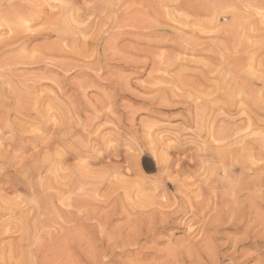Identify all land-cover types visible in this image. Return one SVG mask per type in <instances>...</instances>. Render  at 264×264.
Here are the masks:
<instances>
[{"label":"rangeland","instance_id":"1","mask_svg":"<svg viewBox=\"0 0 264 264\" xmlns=\"http://www.w3.org/2000/svg\"><path fill=\"white\" fill-rule=\"evenodd\" d=\"M2 1L0 13L4 15L10 12L13 3L21 7L34 4L32 8L34 6L39 12L30 17L34 21L26 27L20 25L15 33L9 24L0 26V173L5 171L0 176V264H264V172L261 170L264 167V123L261 125L264 111L256 113L248 105V99L255 98L264 105V80L261 83L256 80L264 72V49L255 60L259 59V68L257 63V67L251 65L258 73L262 72L258 76L257 70L252 68L256 74L248 73L251 66L247 67L244 62L238 63L235 69L233 65L237 64L230 58L235 57L236 50L240 57L246 55L244 49L260 46H254L252 43L258 40H251V37L248 38L249 43L253 41L250 47L249 43L242 42L246 38L242 33H247L251 27L249 35L259 36L261 25L257 22L254 25L250 20L256 17L259 21V16L264 15V0H220L223 5H217V0H204L205 4L202 0L198 4L204 7L203 11L211 7L206 5L211 1L214 8H221L218 11L222 16L217 15L216 9L209 8L213 14L211 12L208 18L203 17L204 12L200 13L202 9L195 3L198 0L191 4L200 8L197 14L201 16H193L187 10L188 15H185V6L175 8L180 0ZM253 3H258L259 8ZM247 12H254L255 16L251 18L248 14L249 24L245 31L248 20L243 17ZM256 12L260 14L256 16ZM212 15L218 17L217 23L210 22ZM232 15L238 17L237 24L243 26L242 29L240 25L241 30L236 24L232 26L233 30L237 29L234 35L237 38L238 32L244 39L238 36L232 41L234 35L229 28L232 22L236 23ZM198 16L201 18L197 20ZM205 22L208 26L203 25ZM211 27L219 39H213L212 31H206L208 35L199 33ZM219 28L226 30L225 34H219ZM262 28L264 32V26ZM222 34L225 36L221 39ZM224 57L233 65L224 63L229 61ZM237 83L243 88L241 91L250 90L244 93L245 97L242 93L243 96L234 94L236 101L230 106L224 94L237 93ZM207 105L212 108H206ZM195 106L199 110L201 107L206 111L214 110L207 112L213 118L208 117V122L202 123L205 127L201 124L203 135L199 140L194 137L199 128L191 123V120L196 121ZM192 114L194 119H190ZM249 116L250 122H257L258 126L247 121ZM186 117L189 118L187 125ZM206 124H214L213 130ZM208 127L217 133L221 129L228 132L226 128H229L235 135L229 134V130L228 139L217 137L216 140L215 136H210ZM210 140L215 141L211 143ZM207 141L214 147L218 145L221 151L228 149L233 154H229L228 159L233 156L230 162L236 165L222 168L214 161L216 157L200 158L205 153L204 148L209 152L218 150L217 146L211 149ZM208 145L211 147L207 148ZM54 155L65 161L43 163L45 159H54ZM40 163L45 165L43 173L41 171L36 180L25 181L24 185L30 186L23 188L22 185L15 192L7 190L14 181L9 179L12 175L19 179L31 165L39 166ZM259 164L262 176L260 170H256ZM48 166H53V170ZM162 166H168L164 168L165 174L159 171ZM45 169H50L48 173L52 174ZM230 169L238 171L233 175L235 172ZM239 170L243 171L244 179ZM159 177L165 178L166 186L161 185ZM72 178V181L80 179L83 183L78 181L74 185ZM250 179L261 183L257 182L255 187ZM19 180L23 184L24 179ZM240 180L242 183L247 180L245 188ZM84 181H94L93 186H87L90 182ZM97 181H101V186L95 183ZM44 182L50 183L48 188ZM35 183L41 184L40 188ZM94 183L97 186L94 187ZM68 186L73 189L77 186L79 191ZM60 188L64 194L69 188L72 192L66 191V194H71H67L70 197ZM55 191L63 197L58 193L59 198L53 197ZM50 193L56 200L51 198V201ZM236 193L239 195L235 197ZM73 198H78V202L74 199V203ZM17 200L24 202L18 204ZM38 201L39 205L47 203L40 207L35 204ZM67 201L75 204L74 207L70 203L67 205ZM32 204L35 207H31ZM189 205L194 206L192 210L197 218L192 217ZM235 208L240 213L236 229L228 224L229 218L226 220L229 212L223 213L226 210L234 212ZM26 211L31 214L24 216L37 211L38 215L32 216L36 219L20 215ZM31 219L38 220L37 225L34 222L31 225L35 233L33 231L27 240L19 242L21 229L18 227L24 222L29 227ZM18 246L28 247L35 255L29 253L31 259L22 260Z\"/></svg>","mask_w":264,"mask_h":264},{"label":"bare ground","instance_id":"2","mask_svg":"<svg viewBox=\"0 0 264 264\" xmlns=\"http://www.w3.org/2000/svg\"><path fill=\"white\" fill-rule=\"evenodd\" d=\"M1 1H2V0H0V2H1ZM180 1L182 2V0H180ZM183 1H184V2H182V3H184V4H182L181 2H179V3H177L178 6H179L180 4H182V5H180L179 7H178V6H175V8H183V6H185V7L183 8V9L185 10V12H186V13L184 12L185 15H186V14L188 15L187 11H188V12H189V11L192 12V15H193V16H195L194 14L199 15L200 13H203V12H204V16H203V17L208 18V17H209V14H210L212 11H215V9H216V8H214L215 5H214V7L211 5V4H212V1H211V4H210V5H209V3L206 4V5H208V6H211V7H208V6L204 5V4H205V1L203 0V1H204V4H203V5L205 6V8L208 7V8H207L208 10L205 9L206 11L209 12V8H210V9H211V8H214V10L212 9V11L208 13V16H205V14H206L207 12H206V11H203V10H204V9H203L204 7H201V4H198V3H201L200 1H202V0H198L199 2H198V1L195 2V3H197L196 5H197L198 7H201V9H202V10H201L202 12L200 11L199 14H197V12H199L198 9H200V8L196 9V8L194 7V5L191 4V2L194 3V2H193L194 0H183ZM217 1H219V3H218L217 5H219V4H222V5H223V3H220V2H222V1H220V0H217ZM4 2H5V1H4ZM223 2H224V1H223ZM2 3H3V1H2ZM12 3H13V2H12ZM195 3H194V4H195ZM206 3H207V2H206ZM214 3L216 4V1H214ZM226 3H227V2H226ZM254 3H255V2H254ZM254 3H253V4H254ZM10 4H11V3H10ZM10 4H9V5H10ZM227 4H229V3H227ZM249 4H250V3H249ZM9 5H8V6H9ZM32 5H34V4H32ZM32 5H31V7L28 6V5H27V7H24V6L21 7V6H19V5L13 3L12 5H10V6H11V8H10L11 10H10L9 13H7L6 15H4V13H3V14L0 13V15L2 14V15L0 16V26H1L2 24H5V25H6V24H7V25L9 24V26L11 27V29L14 31V32L12 31L13 33H15V30H16L20 25H21V26L23 25V26L26 27V24H27V23H29V22H31V21H34V19H32V18H30V17H31L32 15H34L35 13H38V12H39V9H36V8L34 7L35 5H34L33 8H32ZM196 5H195V6H196ZM199 5H200V6H199ZM203 5H202V6H203ZM247 5H248V4H247ZM251 5H252V4H251ZM255 5H256V7H257V6H258V3H257V4H254V6H255ZM8 6H7V7H8ZM225 6H226V5H224L223 7H225ZM230 6H232V5H230ZM248 6H249V5H248ZM37 7H38V6H37ZM217 7H219V6H217ZM227 7H229V6H227ZM254 8H255V7H254ZM258 8H259V6L257 7V9H258ZM218 9H221V8L219 7ZM218 9H216L215 12H217V15H218V13H219V15H221L220 12L218 11ZM225 9H227V8H225ZM247 9H248V8H247ZM37 10H38V11H37ZM177 10H178V9H177ZM184 10H183V11H184ZM186 10H187V11H186ZM180 11H181V10H180ZM257 11H259V10H257ZM0 12H2V11H0ZM181 12H182V11H181ZM205 12H206V13H205ZM228 13H229V12H228ZM228 13H227V14H228ZM235 13H236V12H235ZM235 13H234V14H235ZM253 13H254V12H253ZM253 13H250V14H249V13L247 12L246 15H245L246 17H243V18H244V19L247 18L248 14H249V16L252 18L253 15H254ZM212 14H213V12H212ZM215 14H216V13H215ZM215 14H214V15H215ZM222 14H223V11H222ZM251 14H252V15H251ZM255 14H257L256 16H258V14H260V13L256 12ZM201 15H202V14H200L199 16H201ZM214 15H212V16L215 17L216 15H215V16H214ZM223 15H224V14H223ZM183 16H184V14H183ZM199 16L197 17V20L201 18V17H199ZM212 16H211V17H212ZM221 16H222V15H221ZM232 16H233V15H232ZM232 16H231V17H232ZM254 16H255V15H254ZM32 17H33V16H32ZM185 17H186V16H185ZM187 17H188V16H187ZM189 17H190V15H189ZM191 17H192V16H191ZM211 17H210V18H211ZM213 17L211 18L210 22H211V21H214V23H215V22L217 23V20H218V19H216V18H218V17H215L214 20H213ZM219 17H220V16H219ZM224 17H225V16H224ZM228 17H229V16H228ZM233 17H235V16H233ZM220 18H221V17H220ZM225 18H227V17H225ZM251 18H249V19H251ZM259 18H260V19H259ZM259 18H258L259 21H257V18H256V17L252 18V19H254V20H252V19L250 20V21H254V22H255V23L252 22L254 25L256 24V22H257V24H258L259 26L261 25V27L258 29L259 31L257 30V31L259 32V34H258L259 36L256 37V35H255V36H254V35H253V36H250V35H252V34L249 35V32H252V30H250L251 27L248 28L249 30H247V28H245V27L247 26V23L249 24V20H248V18H247L248 21L246 22V25H244L245 31L247 30V33H245V32L242 33V35L245 36L246 38H245V39H244L243 37L241 38L238 32H237V34H238V36H239L240 39H244V41H242V42H245V44H246V42L249 43L248 41L252 38L251 40H255V39L258 40V43H252L253 41H250V43L255 44L254 46H257L256 44H260V46H258L257 48H256V47L253 48V47H250V43H249V44H248L249 47H250L249 50H247L248 48L245 50V49H244V46H243L244 51H246V52H245L246 55L243 54L242 51H240V53L244 55V56H240V55H239L240 57H238V54H236V53H237V50H236L237 48L235 49V47L233 46L234 49L236 50V51L234 50V51L236 52V53H235V57H233L234 55L230 54L232 51H231L230 53H228V55H232V57H230V58H232V62H233L234 64L236 63L237 65H233L229 58H228L229 61H226V62L224 61V63H227V65H228V64L231 62L230 64L233 65V67L235 66L234 68L236 69V68H237L236 66H238L239 64H243V62L247 65V67H248L249 65H250V66L253 65V64L255 65V64L258 62L259 59H257V62H256L255 60H256L257 57H259L258 55H261V54H262L261 51H263L262 49H264V32L262 31V29H263L262 26H264V15L261 14V15L259 16ZM192 19H193V18H192ZM229 19H230V18H229ZM232 19H233V20H232ZM232 19H230V20L236 22L237 19H238V17H237V19H236V17H235L236 20H235L234 18H232ZM255 19H256V21H255ZM194 20L196 21V17H195ZM230 20H229V21H230ZM232 21H231V22H232ZM241 21L243 22L244 20L241 19ZM3 22H6V23H3ZM7 22H10V23H7ZM210 22H209V19H208V23H210ZM238 22H240V21H238ZM208 23L205 22V24L203 23V25H206V24H207L206 26H208ZM229 23H230V22H229ZM232 23H233V24H232V25L230 24L231 26H230L229 29H232V28L234 27L235 24L238 25L237 22H236V23L232 22ZM244 23H245V22H244ZM211 24H212L214 27H213ZM211 24H210L209 26H212L214 29L217 28V26H215L216 24H213V22H212ZM257 24H256V25H257ZM7 25H6V26H7ZM185 25H186V24H185ZM240 25L242 26V23H240V24L238 25L239 28H240V30H241V26H240ZM250 25H251V24H250ZM232 26H233V27H232ZM1 27H2V26H1ZM212 27H211V29H208V30H204V29H202V31H200L199 33H201V32H202V33H205L206 31L209 33L210 31H212V29H213ZM215 27H216V28H215ZM228 27H229V26H228ZM237 28H238V27H237ZM255 28H257V26H256ZM214 29H213V31H214ZM229 29H228V30H229ZM242 29H243V26H242ZM199 30H201V29H199ZM216 30H217V29H216ZM235 30H237V29H234V30L232 29L233 33H231V35H232V34L234 35ZM260 30H261V31H260ZM203 31H204V32H203ZM213 31H212V33L215 34L216 31H215V32H213ZM219 31H220V32H219ZM225 31H226V30L222 31L220 28L218 29V33H219V34H220L221 32L224 33ZM257 31H256V32H257ZM242 32H243V30H242ZM260 32H262L263 35H262V33L260 34ZM199 33H198V34H199ZM212 33H210V34H212ZM216 33H217V32H216ZM228 33H230V32L228 31ZM192 34H194V32H193ZM198 34H197V35H198ZM214 34L211 35V37H213ZM224 34H225V33H224ZM226 34H227V33H226ZM253 34H254V33H253ZM203 35H204V34H203ZM203 35L201 34L200 36H203ZM205 35H208V34L205 33ZM216 35L218 36V34H215V36H216ZM227 35H228V34H227ZM229 35H230V34H229ZM215 36L213 37V39L218 38L217 36H216V37H215ZM221 36H222V37H221ZM221 36H219V37H221V39H222L225 35L222 34ZM235 36H236V35L232 36V37H234L233 39H232V37H231L232 41H234V39L236 38ZM238 36H237L236 39H238ZM192 37H193V35H192ZM211 37H210V38H211ZM226 37H228V36H226ZM226 37H225V38H226ZM250 37H251V38H250ZM253 37H254V38H253ZM201 38H202V37H201ZM201 38H199V39H201ZM208 38H209V37H208ZM248 38H250V39H248ZM191 39H192V38H191ZM197 39H198V38H197ZM218 39H219V38H218ZM227 39H228V38H227ZM229 39H230V37H229ZM246 39H248V40H246ZM224 40H225V39H224ZM245 40H246V41H245ZM198 41H200V40H198ZM227 41H228V40H227ZM236 41H238V40H236ZM194 42H195V41H194ZM239 43H240V41H239ZM233 44H234V43H233ZM240 44H241V43H240ZM245 44H244V45H245ZM215 45H216V44H215ZM234 45H236V44H234ZM248 45H245V48L248 47ZM201 46H202V45H201ZM205 46H206V45H205ZM251 46H252V45H251ZM211 48H212V47H211ZM240 48H241V47H240ZM240 48H238V50H239ZM252 48H253V49H252ZM226 50H228V49H226ZM241 50H242V49H241ZM220 54H221V53H220ZM223 55H224V53H223ZM226 55H227V54H226ZM228 55H227V56H228ZM236 55H237V56H236ZM263 55H264V54H263ZM158 56H159V55H158ZM163 56H164V55H163ZM163 56H162V57H163ZM227 56H225V57H227ZM160 57H161V56H160ZM221 57H222V56H221ZM221 57H219V58L222 60L223 57H222V58H221ZM225 57H224V59H227V58H225ZM159 59H160V58H159ZM162 59H163V58H162ZM224 59H223V60H224ZM228 59H227V60H228ZM260 59H261V58H260ZM161 61H163V60H161ZM261 61H262V60H261ZM159 62H160V61H159ZM222 62H223V61H222ZM228 62H229V63H228ZM262 62H263V61H262ZM262 62H261V63H262ZM224 63H223V64H224ZM238 63H239V64H238ZM259 65H260V62H259ZM262 65H263V64H262ZM255 66H256V65H255ZM257 66H258V63H257ZM257 66H256V67H257ZM260 66H261V65H260ZM231 67H232V66H231ZM241 67H242V66H241ZM241 67H240V68H241ZM249 68H250V69H249V72H248V73H250V74L254 73V75H255V74H256V71H253V72H252V70H257V69L253 68L252 66L249 67ZM251 68H252V70H251ZM258 68H259V66H258ZM232 69H233V68H232ZM232 69L230 68V70H232ZM228 70H229V69H228ZM230 70H229L228 72H230ZM232 72L234 73L235 71H232ZM232 72H231V73H232ZM251 72H252V73H251ZM260 73H262V72L259 71V73H258V70H257V76H258V74H260ZM250 74H249V76H251L250 78H252V75H250ZM263 74H264V72H263ZM263 74H262V75L260 74V75H259V78L256 79V80H259L260 83H261L262 80H264V79H263V78H264V75H263ZM261 76H263V78H260ZM250 80H251V79H250ZM250 80H249V81H250ZM252 80H253V79H252ZM253 82H254V81H253ZM253 82H252V84H254ZM257 82H258V81H257ZM246 83H248V86L251 87V89L253 88L252 85L250 86L251 81H250V83H249V82H246ZM255 83H256V82H255ZM263 83H264V82H263ZM228 84H229V83H228ZM233 84H234V83H233ZM237 84H238V83H237ZM241 84H242V83H241ZM243 84H245V83L243 82ZM263 85H264V84H263ZM233 86H234V85H232V87L228 90L229 92H231L230 90L233 88ZM236 86L238 87V88L236 87V89H238V90H237V93H236V92L233 93V94H232V93H227V95H226V93L224 94L225 97H226V99L228 100V103L230 104V106H231L232 104H235V102H234V100H235V99H234V94H235V95H238V96H239V95H241V96L244 95L243 97H245V94H244V93L247 92L248 90H250V89L247 88V91H246L245 88H244V90H243L244 92H243V91H241V88H242V87L239 88V86H240L239 84L236 85ZM241 86H242V85H241ZM245 86L248 87L247 85H245ZM245 86H244V87H245ZM226 87H229V86H226ZM226 87H225V90H226ZM242 89H243V88H242ZM239 90H240L241 92H240ZM226 91H227V90H226ZM228 91H227V92H228ZM232 91H233V90H232ZM253 91H254L255 93H258V92H256V89H254ZM257 91H258V90H257ZM238 92H240V94H239ZM249 92H250V91H249ZM254 92H252V93H254ZM241 93H242L243 95H242ZM255 93H254V94H255ZM254 94H253V95H254ZM220 95L222 96L223 93L220 94ZM232 95H233V96H232ZM247 95H248V96H246V97H249L250 94H247ZM257 95H259V93H258ZM221 96H220V97H221ZM255 96H256V95H255ZM255 96H254V97H255ZM256 97H257V96H256ZM218 98H219V97H218ZM222 98H223V97H222ZM222 98H221V99H222ZM239 98H240V97H239ZM250 98H252V97H250ZM257 98H258V97H257ZM242 99H243V98H242ZM249 100H250V101H249ZM235 101H236V100H235ZM248 101H249V102H248L249 107L251 106V109H252L253 111H255L256 113H261L262 111H264V105H263V103H262V106H261L260 101L257 100L256 98H255V100H254V99H253V100L248 99ZM198 105H199V104H198ZM214 105H215V104H214ZM214 105H213V106H214ZM200 106H201V105H199V107H200ZM204 106H205V105H204ZM208 106H209V105H207L206 108H208ZM215 106H216V105H215ZM222 106H223V105H221L220 107H222ZM230 106H229V107H230ZM195 107H196L197 111H199V112H195V111H196V109H195L194 113H196V115H195V117H196V121H192V120H191V123L194 122L193 124H194L197 128H199V129L196 130L197 132H195V136H194L195 139L199 140V138H202V137H201V134L203 135V133L200 131V130H201V129H200V128H201V124L204 123L205 121L208 122V120H209V118L211 117V115H207V112H209L210 110H209V111H208V110H207V111H206V110H202L203 107H201V110H199V107H198V108H197V106H195ZM216 107H217V106H216ZM216 107H215V108H216ZM229 107H227V108L229 109ZM206 108H205V109H206ZM211 108H212V107H211ZM211 108L209 107L208 109H211ZM228 109H227V111H228ZM224 110H225V107H224ZM205 111H206V112H205ZM213 111H214V110L212 109V111H210V113L213 112ZM204 112L206 113V115H203ZM223 112H225V111H223ZM210 113H209V114H210ZM212 114H213V113H212ZM189 115H190V114H189ZM221 115H222V114H221ZM221 115H220V116H221ZM209 116H210V117H209ZM212 116H213V115H212ZM216 116H217V115H215V118H216ZM189 117H190V116H189ZM191 117H192V118H191ZM191 117H190V119H194L193 114H192ZM208 117H209V118H208ZM217 117H218V116H217ZM212 118H213V117H212ZM212 118H210V119H212ZM250 119H251L250 116L247 117V121L250 122V121H251ZM213 120L215 121L216 119H213ZM200 121H201V123H199ZM210 121H211V120H210ZM252 121H253V120H252ZM255 121H256V120H255ZM258 121H259V119H258ZM207 122H206V123H207ZM249 122H248V123H249ZM183 123H184V121H183ZM185 123H186V125L189 123V118H188V117L185 118ZM210 123H211V122H210ZM212 123H213V121H212ZM214 123H216V122H214ZM246 123H247V122H246ZM248 123H247V124H248ZM250 123L252 124V122H250ZM250 123H249V125H251ZM254 123H255L256 126H258V125L256 124L257 122H253V124H254ZM259 123H261V121H260ZM263 123H264V120H262L261 125H262ZM204 124H205V123H204ZM253 124H252V125H253ZM191 125H192V124H191ZM202 125H203V124H202ZM206 125H207V126H210L211 124H210V125L206 124ZM213 125H214V124H213ZM213 125H211V127H212ZM249 125H248V126H249ZM240 126H241V125H240ZM203 127H205V126L203 125ZM213 127H214V126H213ZM213 127H212V130H213ZM206 128H207V127H206ZM202 129H203V128H202ZM210 129H211V128L208 127V130H210ZM226 129H228V132H229V130H230V133H229V134L232 133V134L235 135V133L231 132V129H229V128H226ZM208 130H207V131H208ZM235 130H236V129H235ZM235 130L233 129L232 131H235ZM204 131H205V128H204ZM211 132H214V134L211 135ZM228 132H227V130H225V129H221V130H219L218 133H217L216 131H211V130H210V133H209V134H210L211 137H214V136H215V137H216V140H217V137H218V139H219V138H222V140H224V139L226 140V138H227V139L229 138V137H228ZM68 133H69V132H68ZM232 134H231V135H232ZM147 136H148V135H147ZM207 138H209V137H207ZM209 139H210V138H209ZM212 139H213V138H212ZM214 139H215V138H214ZM205 140H206V139H205ZM205 140H204V142H205ZM137 141H138V140H137ZM214 141H215V140H210L211 143H213ZM243 141H244V140H243ZM243 141H242V142H243ZM149 142H150V141H149ZM207 142H209V141H207ZM210 142H209V144H210ZM138 143H139V142H138ZM150 143H151V142H150ZM202 144H203V141H202ZM236 144H237V143H236ZM236 144H235V145H236ZM239 144H241V143L239 142ZM243 144H244V143H242V145H243ZM137 145H139V144H137ZM210 145H211V144H210ZM210 145H208L207 148H209V147L212 146V145H211V146H210ZM222 145H224V144H222ZM225 145H226V144H225ZM229 145H230V144H229ZM235 145H234V146H235ZM248 145H249V144H248ZM216 146H217V147H216ZM216 146H215V147L218 149V145H216ZM227 146H228V144H227ZM240 146H241V145H240ZM250 146H251V145H250ZM250 146H248V147H250ZM140 147H141V146H140ZM204 147H205V146H204ZM215 147L212 146L211 149H215ZM229 147H230V146H229ZM246 147H247V145H246ZM236 148H237V147H236ZM243 148H244V147L242 146V149H243ZM223 149H224V148H223ZM251 149H253V148H250V150H251ZM209 150H210V149H209ZM225 150H226V149H225ZM227 150H228V149H227ZM227 150H226V151H223V150L221 151V150H219V149H218V150L215 149V151L211 150V151L209 152L208 150H206V149L204 148L205 153H203V155H200L199 157L202 158V159L207 158V160H208V158H210V159H211V158L215 159L214 157H216V160H214V161H215V162L217 161V164L220 165L222 168H223V167H226L227 165L231 168V167H233L234 165H236V163H234V165H232V163H231V162H232V161H231L232 159H231V158H232L233 156L230 158L231 160L228 159V158H229V154H230L229 152H230V151H229V150L227 151ZM238 150H239V149H238ZM248 150H249V149H248ZM177 151H181V149H180V148H177ZM212 151H213V152H212ZM202 152H203V151H202ZM231 155H233V154H230V156H231ZM68 156H69V155H68ZM45 157H46V156H45ZM45 157H44V158H45ZM49 157H51V156H49ZM56 157H57V156H56ZM56 157H55V155H54V159H53V157H52V159H50V158H49V159H45V161H44L43 163H46V162L48 163V161L51 160V162L53 161V162H56V163H57V161H58V162L61 164V161H63V160L65 161V159L61 158V159H63V160H61L60 158L58 159V157H57L58 160H56V159H55ZM70 157H72V156L70 155ZM199 157H198V158H199ZM67 158H68V157H67ZM155 158H156V157H155ZM235 158H236V157H235ZM238 158H241V157H238ZM153 159H154V158H153ZM60 160H61V161H60ZM154 160H156V159H154ZM228 160H229V162L231 161L230 163L228 162L229 164L226 163V161H228ZM236 160H237V158H236ZM241 160H242V159H241ZM241 160H240V161H241ZM205 161H206V160H204L203 162H205ZM209 161H210V163H211V160H209ZM209 161H208V162H209ZM234 161H235V160H234ZM51 162H50L49 164H51ZM41 163H42V162H41ZM41 163H40L39 166L34 165V164H33V166L31 165V168L29 169V171L27 170V172H26V170H25L26 174H24V173H25V172H24V173H23V174H24L23 177H22V176L19 177V179H20V178L24 179V182L22 181L23 184H20V180H19L18 178H13L14 175H12V178H9V179H10V180L13 179V180H14V181H13L14 183H13V182H10L9 187H7V190H8V191L13 190L14 192H15V191H18V190L22 187V185H23V188H25V187H27V186L29 185V184H28V185L25 186L24 184H27L26 182H30V180H32V179H35V180H36V177H39V176H40L41 171H42L43 168L45 167V165H44V164H41ZM56 163H55V164H56ZM59 163H58V164H59ZM183 163H184V161H183ZM262 163H263V162H262ZM49 164H47V165H49ZM58 164H57V165H58ZM217 164H214V165H217ZM239 164H240V163H239ZM263 164H264V163H263ZM263 164H262V166H263ZM43 165H44V166H43ZM240 165H241V164H240ZM254 165H255V163H254ZM256 165H257V163H256ZM256 165H255V166H256ZM34 166H36V167H34ZM49 166H50V165H49ZM49 166H48V167H49ZM241 166H242V165H241ZM165 167H166V166H164V167L162 166L161 168L159 167V171L162 172V170H163V172H164V174H165V171H164V168H165ZM167 167H168V166H167ZM167 167H166V168H167ZM229 167H228V168H229ZM259 167H261L260 164L257 166V168H258V169H256L257 172H258V170H260ZM5 168H6V167H5ZM49 168H50V167H49ZM51 168H52V169H51ZM51 168H50V169L53 170L54 167L52 166ZM216 168H217V166L214 167V169H216ZM234 168H235V167H234ZM255 168H256V167H255ZM50 169H49L48 171H51ZM232 169H233V168H232ZM232 169H230V170H231V172L234 173L235 171H232ZM1 170H3V168H2ZM4 170H6V169H4ZM45 170H46V169H45ZM256 170H255V172H256ZM261 170L264 172V167H262ZM261 170H260V173H261ZM48 171L46 170L45 172L48 173ZM227 171L229 172V169H227ZM237 171H238V170H237ZM237 171H236L234 174H233V173H229V174H230V175H232V174L235 175V174L237 173ZM239 171H240V170H239ZM241 171H242V170H241ZM241 171H240V172H241ZM3 172L5 173V171H3ZM45 172H44V173H45ZM222 172H223V171H222ZM242 172H243V171H242ZM242 172L239 174L240 176H241V174H243ZM255 172H254V174H255ZM263 172H262L261 174H259V175L262 176ZM4 173H3V174L0 173V176L4 175ZM42 173H43V171H42ZM46 173H45V175H46ZM223 173H224V172H223ZM48 174H52V173L50 172V173H48ZM213 174H214V173H213ZM225 174L227 175V172H226ZM45 175H43V176H45ZM239 175H236V176L238 177ZM255 175H257V174H255ZM46 176H47V175H46ZM70 176H71V175H70ZM161 176H162V175H160V177H161ZM246 176H247V175H246ZM71 177H74V176H71ZM76 177H77V176H76ZM160 177H159V180H158V181H159L160 183H162L161 185H163V184L165 185V182H166V181H165V178H164V177H166V176L164 175V177H162V178H160ZM213 177H214V176H213ZM227 177H228V179L230 178L229 176H227ZM232 177H233V176H232ZM234 177H235V176H234ZM234 177H233V178H234ZM254 177H256V176H254ZM258 177H259V176H257V178H258ZM263 177H264V176H263ZM47 178H48V177H47ZM55 178H56V177H55ZM78 178H80V176H79ZM241 178L244 179V175H242ZM241 178H240V179H241ZM259 178H260V180H261V177H259ZM259 178H258V179H259ZM9 179H8V180H9ZM38 179H39V178H38ZM38 179H37V181H38ZM40 179H41V178H40ZM225 179H226V178H225ZM235 179H236V178H235ZM237 179H238V178H237ZM245 179H246V177H245ZM247 179H248V177H247ZM10 180H9V181H10ZM15 180H16V181H15ZM46 180H48V179H46ZM68 180H69V179H66V181H68ZM72 180H73V178L71 179V182L74 183L75 180H74V181H72ZM230 180H231V179H230ZM233 180H234V179H232L231 181H233ZM250 180H252V179H250ZM250 180H248V181L250 182ZM253 180H254V179H253ZM253 180H252V181H253ZM260 180H257V179H256L255 182L253 181V183H254L253 186L257 185V182H258V184H260V183H261V182H259ZM9 181H7V182H9ZM25 181H26V182H25ZM33 181H34V180H33ZM66 181H65V182H66ZM78 181H80V182H79L80 184L83 183L82 180L77 179V180L75 181L74 185H76V183H77ZM81 181H82V182H81ZM217 181H218V180H217ZM231 181H229V182H231ZM236 181H237V180H236ZM238 181H239V180H238ZM240 181H241V180H240ZM252 181H251V185H252ZM22 182H21V183H22ZM34 182H35V181H34ZM84 182L87 184V182H90V181H84ZM93 182H94V181H93ZM93 182L91 181L90 183H88L87 186H91V185H89V184H92ZM98 182H99V183H98ZM100 182H101V181H97V182H95V183H96V184L98 183V184L100 185ZM102 182H103V181H102ZM159 182H158V184H159ZM243 182L246 183L247 180H246V181L243 180ZM32 183H33V182H32ZM36 183H37V182H36ZM36 183H35V184H36ZM39 183H40V182H39ZM42 183H43V182H42ZM44 183H45L44 185H45V187H46L48 183H47V184H46V182H44ZM85 183H84V184H85ZM95 183H94V187H95V185H96ZM221 183H224V182H221ZM232 183H234V182H232ZM238 183H239V182H238ZM241 183H242V181H241ZM241 183H240V185H241ZM244 183H242L243 187L246 186V185H244ZM49 184H50V183H49ZM49 184H48V185H49ZM63 184H65V183H63ZM66 184L69 185L70 183H69V182H68V183L66 182ZM80 184H77V186L80 185ZM84 184H83V185H84ZM98 184H97V185H98ZM156 184H157V183H156ZM216 184H217V183H216ZM249 184H250V183H249ZM32 185H33V184H32ZM36 185H37L38 188H40V186H41V184H40V186H39V184H36ZM97 185H96V186H97ZM102 185H103V184H102ZM161 185H160L159 187H162ZM247 185H248V184H247ZM24 186H25V187H24ZM29 186H30V185H29ZM71 186H72V185H71ZM77 186H75V187L77 188V191H79V188H78ZM80 186H81V185H80ZM80 186H79V187H80ZM92 186H93V184H92ZM100 186H101V185H100ZM100 186H99V187H100ZM165 186H166V185H165ZM234 186H236V185H234ZM238 186H239V184H238ZM249 186H250V185H249ZM33 187H34V186H32V188H31L32 190H31V191L34 190ZM37 187H35V190H37V191L40 192V190H38ZM68 187H69V186H68ZM73 187H74V186H73ZM75 187H74V189L71 187L72 190H75ZM99 187H98V188H99ZM215 187H216V186H215ZM241 187H242V186H241ZM255 187H256V186H255ZM47 188H48V186H47ZM56 188H57V187H56ZM62 188H63V187H62ZM62 188H60V189H62ZM69 188H70V187H69ZM69 188H68V189H69ZM71 188H70V189H71ZM92 188H93V187H92ZM235 188H236V187H235ZM237 188H240V186L237 187ZM244 188H245V187H244ZM43 189L46 190V188H43ZM63 189H65V188H63ZM63 189H62L61 191H62V193L64 194ZM68 189H67L66 191L69 192L70 189H69V190H68ZM81 189H82V186H81ZM95 189H96V188H95ZM95 189H94V191H95ZM27 190H28L27 193L29 194V189H27ZM83 190H85V189L83 188ZM231 190H232V189H231ZM22 191H23V190H22ZM37 191H36V192H37ZM41 191H42V190H41ZM43 191H44V190H43ZM66 191H65V194H64V195H66V196L71 195V194H69V193H71L72 191L69 192V193L67 192V194H69V195L66 194ZM86 191H89V190L86 189ZM160 191H163V190H160ZM34 192H35V191H34ZM55 192H56V194H55ZM55 192H54V194L57 195L58 192H57V191H55ZM74 193H75V192H74ZM162 193H163V192H162ZM164 193H165V192H164ZM47 194H48V193H47ZM58 194H59L60 196H59V195H57V196L54 195L53 197H58V196H59L60 198L63 197L62 194H60V192H59ZM78 194H79V193H78ZM78 194H77V195H78ZM80 194H81V193H80ZM237 194H238V193L234 194L235 197L237 196ZM30 195L32 196V193H31V192H30L29 196H30ZM36 195H38V194H36ZM51 195H52V194L50 193L49 196H51ZM74 195H75V194H74ZM231 195H232V194H231ZM231 195H230V196H231ZM238 195H239V194H238ZM31 196H30V197H31ZM33 196H35V195H33ZM49 196H47L48 198L45 196L46 199H49ZM61 196H62V197H61ZM232 196H233V195H232ZM42 197H43V195H42ZM53 197L51 196L50 199L52 198L53 200H56V199L53 198ZM59 197H58V198H59ZM69 197H70V196H69ZM73 197H74V196H73ZM36 198H37V197H36ZM58 198H57V199H58ZM237 198H238V197H237ZM40 199L43 200L44 202L46 201L45 198H44V199H43V198H40ZM40 199H39V200H40ZM52 199H51V201H52ZM69 199H70V198H69ZM74 199H75V198H73V200H74ZM76 199H77V202H78V198H76ZM76 199H75V200H76ZM232 199L235 200L234 197H233ZM33 200H34V199H33ZM65 200H66V199H65ZM75 200H74V203L76 202ZM79 200H80V199H79ZM233 200H232V202H233ZM17 201H18V200H17ZM34 201H35V200H34ZM48 201H49V200H48ZM58 201H60V200L58 199V200H57V203H58ZM62 201H64V200L62 199ZM70 201L73 203V201H72V196H71V200H70ZM237 201H238V199L236 200V202H237ZM18 202H19L18 204H20V202H24V201H20V200H19ZM44 202H43V203H44ZM65 202H66V201H65ZM67 202H68V203H66V204L68 205L70 202H69V201H67ZM80 202H81V201H80ZM80 202H79V204L76 203V205L78 204V206H79V205H80ZM25 203H26V202H25ZM39 203H40V202L38 201V203H35V204H38V205H39ZM43 203H42L41 205H43ZM46 203H47V202H46ZM46 203H44V204H46ZM50 203H52V202H50ZM61 203H62V202H61ZM72 203H70V204L74 207L75 204L73 205ZM30 204H31V203L28 204V205H29V208H30ZM35 204H34V205H35ZM54 204H55V203H54ZM54 204H53V205H54ZM66 204H65V205H66ZM70 204H69V205H70ZM81 204H82V203H81ZM203 204H204V203H203ZM203 204H202V205H203ZM25 205H27V203H26ZM34 205L32 204L31 207H33ZM38 205H37V208H40L41 205H39L40 207H39ZM47 205L49 206V203H48ZM236 205H237V204H236ZM48 206H47V207H48ZM51 206H52V205H51ZM63 206H64V205H63ZM78 206H77V207H78ZM189 206H190V205H189ZM203 206H204V205H203ZM213 206H214V208L216 207L214 204H213ZM222 206H223V205H222ZM239 206H240V205H239ZM239 206L237 205L236 208H239ZM34 207H35V206H34ZM67 207H68V206H67ZM67 207H66L67 210L70 209V208H67ZM185 207H186V206H185ZM193 207H194V206H192V207L190 206L191 210L193 209ZM209 207H210V206H209ZM42 208H43V206H42ZM45 208H46V207H44V209H45ZM48 208H50V206H49ZM48 208H47V210H48ZM64 208H65V206H64ZM211 208H212V207H211ZM214 208H213V209H214ZM236 208H235V210H236ZM11 209L13 210L14 208H11ZM15 209H16V208H15ZM33 209H34V208H33ZM72 209H74V208H72ZM75 209H76V207H75ZM178 209H179V208H178ZM184 209H186V208H184ZM213 209H211V210H213ZM215 209H216V208H215ZM243 209H244V208H243ZM40 210H41V212H42V209H41V208L39 209V211H40ZM45 210H46V209H45ZM170 210H172V209H170ZM194 210H195V209H194ZM203 210H204V209H203ZM203 210H201L200 214L202 213ZM206 210H208V209L206 208ZM3 211H5V210H3ZM7 211H8V212H12V211H9V210H7ZM64 211H65V210H64ZM64 211H63V212H64ZM68 211H69V210H68ZM167 211H168V208H167ZM174 211H175V210H174ZM183 211L185 212V210H183ZM227 211L229 212V214H227V216H225V217L227 218L226 220H228V218H229V220H228L229 223H228V222H226V223L230 224L233 228L236 229V228L238 227V223H236V222H237L236 220L238 219L237 217H239V214H240V213H239V209H238V211H237V210L234 211L235 213L232 212L233 210H232V211H231V210H230V211H229V210H226L225 212H223L224 215L226 214ZM18 212H21V209H20ZM18 212H17V213H18ZM23 212H24V211H23ZM29 212H30V213H29ZM35 212H36V213H32V215H27V216H24V214H27V213L31 214V211H28V212L26 211L25 213H21V214L19 213V214H20V215L23 214V216H24L25 218H26V217L29 218V216H30V218H31V217L33 216V214H34V216H35V214L38 215L37 211H35ZM69 212H70V211H69ZM79 212H81V211H79ZM180 212H181V211H180ZM186 212H187V210H186ZM186 212H185V213H186ZM207 212H208V211H207ZM14 213L16 214V211H15ZM45 213H46V212H45ZM188 213H189V211H188ZM190 213H191L192 217L194 216V217L197 218V215L193 212V210L190 211ZM190 213H189V215H190ZM212 213H213V212H212ZM212 213H211V214H212ZM221 213H222V212H221ZM9 214H11V213H9ZM12 214H13V213H12ZM12 214H11V215H12ZM40 214H41V213H39V215H40ZM172 214H173V213H172ZM177 214H178V213H177ZM200 214H199V215H200ZM205 214H206V213H205V210H204V216H205ZM208 214H209V213H208ZM214 214H215V212H214ZM66 215H67V214H66ZM183 215H184V214H183ZM201 215H202V214H201ZM201 215H200V216H201ZM23 216H22V217H23ZM9 217H10V216H9ZM11 217H12V216H11ZM22 217L20 216V218H22ZM38 217H39V216H38ZM201 217H202V216H201ZM207 217H209V216L207 215ZM213 217H214V216H213ZM27 218H26V219H27ZM32 218H33V217H32ZM203 218H204V217H203ZM35 219H36V218H33V220H35ZM37 219H38V218H37ZM192 219H193V218H192ZM194 219H195V218H194ZM199 219H200V217H199ZM33 220L31 219V224L29 223V224H30L29 227H28L27 225H25V224H27V222H24L25 220L23 221L25 224L23 225V223H22V226H21L20 228L18 227V229H21V230H20V231H21V232H20V236H19V240H20L19 242H21V240H27V239L30 237L29 234H30V233H33V231H34V233H35L36 230L31 231V230H32L31 225H33L32 222H34ZM39 220H40V219H39ZM171 220H172V218H171ZM200 220H201V219H200ZM200 220H199V221H200ZM37 221H38V220H37ZM37 221H35L34 224H36ZM202 221H203V222L205 223V225H206L205 219H203ZM202 221H200L201 224L203 223ZM192 222H193V221H192ZM194 222H195V221H194ZM200 222H198V223H200ZM168 223H169V221H168ZM204 223H203V225H204ZM195 224H197V222H195ZM36 225H37V224H36ZM197 225H198V224H197ZM199 225H200V224H199ZM19 226H20V225H19ZM189 226H190V225H189ZM189 226H188V227H189ZM200 226H201V225H200ZM162 227H163V226H162ZM175 227H176V226H175ZM33 228H36V227L33 226ZM194 228H195V227H194ZM229 228H230V227H229ZM36 229H37V228H36ZM187 229H188V228H187ZM162 230H163V229H162ZM37 232H38V231H37ZM188 232H189V231H188ZM192 233H193V232H192ZM195 234H196V233H195ZM189 235H190V233H189ZM189 235H188L187 237H189ZM202 235H203V233H202ZM195 236H196V235H195ZM192 237H193V235H192ZM197 238L199 239V238H201V237H197ZM184 240H186V239H184ZM186 241H187V240H186ZM194 243H195V242H194ZM25 246H26V245H25ZM25 246H18V249L20 248V256H21L20 258H23L22 260H24V259L27 260L28 258H30V257H28V256H29V253H32L31 251H33V250H31V251L29 252V251H28V247H25ZM25 248H27V249H25ZM217 251H218V250H217ZM194 252H195V251H194ZM234 253H235V252H234ZM32 254H33V253H32ZM188 254H189V252H188ZM18 255H19V254H18ZM18 255H17V256H18ZM33 255H35V254H33ZM31 256H32V255H31ZM18 257H19V256H18ZM30 259H31V258H30ZM20 260H21V259H20ZM25 260H24V261H25ZM212 260H213V259H212ZM0 261H1V260H0ZM27 261H28V260H27ZM213 261H214V260H213ZM21 263H22V262H21ZM23 263H24V262H23Z\"/></svg>","mask_w":264,"mask_h":264}]
</instances>
